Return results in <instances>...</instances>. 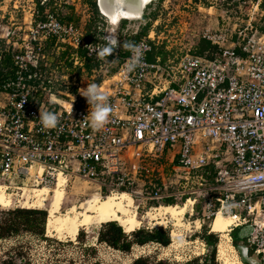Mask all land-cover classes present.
I'll return each instance as SVG.
<instances>
[{
	"label": "built area",
	"instance_id": "2783aa9c",
	"mask_svg": "<svg viewBox=\"0 0 264 264\" xmlns=\"http://www.w3.org/2000/svg\"><path fill=\"white\" fill-rule=\"evenodd\" d=\"M28 1L33 8L22 35L10 27L0 34V61L9 55L16 69L14 80L0 83V189L15 209H23L25 188H52L59 175L132 196L140 168L131 178L128 160L171 155L172 178L151 181L146 198L192 201L198 229L218 214L233 219L227 235L236 253L232 232L251 226L239 244L264 264V0H216L214 28L198 32L176 61L148 60L159 43L152 31L136 43L143 57L131 72V51L120 59L117 48L100 59L97 49L104 45L87 40L85 24L60 20L62 5L75 0H44L51 10L43 20L36 2ZM201 40L215 52L193 54ZM80 51L99 64L89 76ZM93 83L113 109L100 129L91 127L93 107L80 94ZM43 111L58 116L57 127H43Z\"/></svg>",
	"mask_w": 264,
	"mask_h": 264
},
{
	"label": "rangeland",
	"instance_id": "374dc122",
	"mask_svg": "<svg viewBox=\"0 0 264 264\" xmlns=\"http://www.w3.org/2000/svg\"><path fill=\"white\" fill-rule=\"evenodd\" d=\"M60 1L61 0L57 3H60ZM91 1L95 0H75L73 6L71 4L62 5L60 8L61 16L63 18L72 16V20L79 25L81 24V26H84L85 24L84 29L86 30V27L90 23H93L94 17L96 18L94 11L89 5ZM199 1L200 0H157L146 7L141 19L129 18L126 20L124 27L121 23L123 20H120V18L118 19L120 21L117 23L113 22L112 24L100 15L101 18H98L97 24L102 33L101 38L105 39L106 36L115 35L119 42L124 37L130 39L136 36V34L149 23L150 27L148 34L153 30L155 40H157V37L159 38V43L155 45L156 51H164L163 54L165 59L176 61L184 55L191 45L196 43V35L198 32L208 26L214 28L217 15L220 11L219 8L216 7L219 3H217L216 0H205L204 2H200V6H197ZM211 6L215 8L216 11L206 10ZM29 8L33 7L32 3L28 0H1L0 34L4 33V31H1V28L10 27L11 33L14 35H22L25 29V26L22 25L23 18L25 17V21H29ZM22 9H24V12ZM86 10H88L90 16L89 19L86 17ZM19 26L22 27L20 33H18L17 30ZM152 36L153 34H151V37ZM115 66L116 64H113L109 67L112 69ZM126 165L127 173L130 174L131 178L137 168H140V173L133 177V223L130 225V230H124L122 228L123 231H126V234H130L139 229L164 230L170 237L171 232L175 230L179 235L177 239L178 246H173L170 238V244L167 247H162L156 243H149L144 246L134 245L130 252L125 253L97 242L98 231L102 224L91 225L88 228L80 229L79 232L83 233L84 236L78 237L77 235L75 240H70L66 237L58 239L54 235H47L45 228L44 239L26 233L0 239V262L10 257L15 258V260H20L23 264H132L138 258L147 259L150 264H155L157 262L184 264L195 258L203 259L207 254V247L199 237L202 229H198L200 225L196 221L197 215L192 212L193 216H190L191 207L189 205L188 211L183 217L184 226L181 228H175L173 222L170 220H168L167 224L163 227L154 226L155 222L150 221L147 215V213H154L153 209L161 206L158 204L155 207L152 201L146 198L149 183L160 178L168 182V180L172 178L171 173L174 164L172 165L171 156L168 155L155 162L149 159H138L134 156L132 159L128 160ZM65 190L66 196L61 208L62 213H65L72 204H81V202L89 199L91 195L96 194L100 198H104L112 193H117L109 192V190H100L95 183L73 178L68 179L65 184ZM26 195L30 196L31 193L27 192ZM6 200L7 197L5 202L0 205V213L14 210L16 207L14 201L11 202L10 206H7ZM180 202L177 203L180 204ZM185 203L180 205H184ZM47 206L48 203H46V207ZM24 209L46 211V208ZM204 226L207 231L211 233L210 227H208V225ZM219 239L216 245L214 264H222L217 258Z\"/></svg>",
	"mask_w": 264,
	"mask_h": 264
},
{
	"label": "bare ground",
	"instance_id": "6f19581e",
	"mask_svg": "<svg viewBox=\"0 0 264 264\" xmlns=\"http://www.w3.org/2000/svg\"><path fill=\"white\" fill-rule=\"evenodd\" d=\"M144 2L147 3L149 0H144ZM119 18H126V20L129 18L136 19L124 13H118L115 19H111L110 22L112 24L113 22L116 23L119 21ZM66 183L67 179L59 175L52 188L34 187L23 190L24 196L22 201H20L23 209L46 208L47 220L45 228L47 235H54L58 239L66 237L70 240H75L80 229L109 222L117 223L124 230L130 228V225L133 223L132 209L134 203L132 197L127 192L112 193L104 198H100L94 194L89 199L81 202V204H72L65 213H62L61 208L66 196ZM27 192L31 193V195H26ZM6 197L4 191L0 189V205L5 202ZM11 202V199L7 197V206H10ZM46 203H48L47 207ZM188 205L191 206L192 201H187L184 205L180 206L161 205L153 209L154 213H147V215L150 221L155 222L154 226L163 227L170 220L173 222L175 228H181L184 226L183 217L188 211ZM233 222V219L218 214L210 226L211 233L217 234L220 238L217 252L218 260L222 264H239L236 253L229 244L230 238L227 235ZM170 238L173 246L178 244L177 239L179 235L175 230L171 232Z\"/></svg>",
	"mask_w": 264,
	"mask_h": 264
},
{
	"label": "trees",
	"instance_id": "16d2710c",
	"mask_svg": "<svg viewBox=\"0 0 264 264\" xmlns=\"http://www.w3.org/2000/svg\"><path fill=\"white\" fill-rule=\"evenodd\" d=\"M1 1V0H0ZM161 1V0H160ZM36 2V11L38 15V19L43 20L45 14L50 11V3H47L44 0H35ZM160 3V2H159ZM92 10L95 13L96 18L94 17L93 23H90L86 27V38L88 41H93L105 45L106 42L102 39V33L100 31V27L97 24L98 18H101L98 13L96 7V0L91 1L89 4ZM71 17L63 18L61 17V21L63 22H74ZM99 23V22H98ZM122 26L124 27L126 24V20H123ZM79 25V24H78ZM150 24L147 23L145 27L133 38H123L120 40L121 45L125 41L134 42L135 44L141 40V38L146 37L148 34ZM264 31V26L261 28ZM210 52V54L215 52V48L211 46V44L206 40L199 41L196 46L193 54L197 56H202L204 52ZM81 58H84V52H78ZM153 56L155 52H152ZM160 55L165 60L164 55L161 51H158ZM129 50H125L123 47L119 49V58L124 59L128 56ZM67 53H62L61 59H64ZM209 58L212 59V55H209ZM148 60L152 61V54L149 55ZM110 61V60H109ZM108 61V62H109ZM98 62L93 59H86L84 63V74L87 76L91 75L92 70L98 69ZM67 66L70 67V63H67ZM110 71H114L115 67L112 69L109 67ZM16 69L13 61L9 55L1 56L0 61V83L7 80H14ZM35 73L34 69L31 70V75ZM99 80H96L98 82ZM34 84L33 82H31ZM214 174H211L209 179L213 177ZM178 201L174 199H162L160 201H154L152 204L156 207L158 204L163 206H173L177 205ZM180 202V201H179ZM184 200H181L180 204H182ZM178 204V205H180ZM47 219L46 211L42 210H26V209H14L8 210L7 212L0 213V239H5L11 236H15L21 233L30 234L33 236H37L40 239H44L45 236V224ZM84 236L83 233L78 234V237ZM200 239L205 243L207 247V254L203 259L195 258L193 260L187 261L184 264H214L215 256H216V245L218 243V237L214 234H208L207 229L204 226L202 228V232L200 234ZM231 238L233 241V245L236 246L238 242L236 236V230H234L231 234ZM46 239V238H45ZM97 242L105 244L106 246L118 250L121 252L128 253L134 245L144 246L149 243H156L161 245L162 247H167L170 244V237L164 230H145L139 229L135 230L130 234H126L123 229L115 222H109L102 224L100 230L98 231ZM201 262V263H200ZM0 264H23L20 260H15V258L10 257L4 259L0 262ZM26 264V263H25ZM98 264V263H95ZM132 264H150L147 259L138 258ZM155 264H167L163 262H157ZM179 264V263H178Z\"/></svg>",
	"mask_w": 264,
	"mask_h": 264
},
{
	"label": "clouds",
	"instance_id": "9594fccd",
	"mask_svg": "<svg viewBox=\"0 0 264 264\" xmlns=\"http://www.w3.org/2000/svg\"><path fill=\"white\" fill-rule=\"evenodd\" d=\"M106 44L97 49L98 57L104 59L116 51L118 47H123L125 50H129L133 53L131 61L127 65V71H133L140 65L143 57V46L137 45L134 42L125 41L122 45L115 35H109L105 37ZM80 94L87 98L89 105L93 107L90 113V125L94 129H100L107 124L109 115L113 109L108 102V95L101 87L95 83L88 84L86 89H80ZM73 105V104H72ZM73 107L71 106V113ZM40 121L44 128H55L59 123L58 116L49 111L40 112Z\"/></svg>",
	"mask_w": 264,
	"mask_h": 264
},
{
	"label": "water",
	"instance_id": "95a60500",
	"mask_svg": "<svg viewBox=\"0 0 264 264\" xmlns=\"http://www.w3.org/2000/svg\"><path fill=\"white\" fill-rule=\"evenodd\" d=\"M156 1L149 0V2L145 3L144 0H96V7L98 13L108 21L115 19L118 13H124L136 19H141L146 7ZM120 20H126V18H120ZM236 231L237 239L241 242L252 233L253 228L251 226H245ZM235 248L242 263L259 264L254 257L249 255L248 248L245 245L239 244L238 242Z\"/></svg>",
	"mask_w": 264,
	"mask_h": 264
},
{
	"label": "crops",
	"instance_id": "0c3cea01",
	"mask_svg": "<svg viewBox=\"0 0 264 264\" xmlns=\"http://www.w3.org/2000/svg\"><path fill=\"white\" fill-rule=\"evenodd\" d=\"M205 0H200L199 1V3L197 4V6H200V2H204ZM206 10H208V9H206ZM211 10H215L216 11V9H211ZM73 18V17H72ZM153 31V30H152ZM104 41L106 42V40L104 39ZM160 51V50H159ZM153 52H155L154 53V56H153V53H151L152 54V60H154L156 57H160V58H162L163 59V57L160 55V53H158V51H156V48L153 50ZM162 54L164 53V51L163 52H161ZM164 55V54H163ZM165 58V57H164ZM151 61V60H150ZM84 75H86V74H84ZM87 76V75H86ZM168 156V155H167ZM166 156V157H167ZM171 156V155H170Z\"/></svg>",
	"mask_w": 264,
	"mask_h": 264
}]
</instances>
